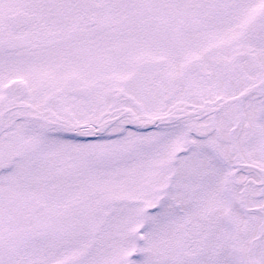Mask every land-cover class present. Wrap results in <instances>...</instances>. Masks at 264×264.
<instances>
[{
    "label": "snow or ice",
    "instance_id": "6c2138e0",
    "mask_svg": "<svg viewBox=\"0 0 264 264\" xmlns=\"http://www.w3.org/2000/svg\"><path fill=\"white\" fill-rule=\"evenodd\" d=\"M0 264H264V0H0Z\"/></svg>",
    "mask_w": 264,
    "mask_h": 264
}]
</instances>
